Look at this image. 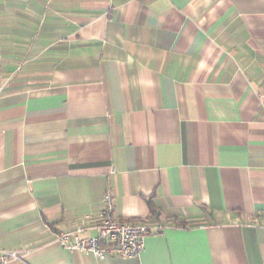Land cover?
I'll use <instances>...</instances> for the list:
<instances>
[{
  "label": "crops",
  "instance_id": "0c3cea01",
  "mask_svg": "<svg viewBox=\"0 0 264 264\" xmlns=\"http://www.w3.org/2000/svg\"><path fill=\"white\" fill-rule=\"evenodd\" d=\"M0 248L12 264H264V0H0ZM138 258L68 251L103 220Z\"/></svg>",
  "mask_w": 264,
  "mask_h": 264
},
{
  "label": "built area",
  "instance_id": "2783aa9c",
  "mask_svg": "<svg viewBox=\"0 0 264 264\" xmlns=\"http://www.w3.org/2000/svg\"><path fill=\"white\" fill-rule=\"evenodd\" d=\"M103 215L96 234L87 235L88 229L78 226L75 230L61 232L57 242L68 251L92 252L99 258H138L145 250L147 236L164 231L159 225L117 221L111 190L104 197ZM20 259V252L0 248V264H12Z\"/></svg>",
  "mask_w": 264,
  "mask_h": 264
},
{
  "label": "rangeland",
  "instance_id": "374dc122",
  "mask_svg": "<svg viewBox=\"0 0 264 264\" xmlns=\"http://www.w3.org/2000/svg\"><path fill=\"white\" fill-rule=\"evenodd\" d=\"M3 59H4V55L0 54V67H3V64H4ZM5 74H6V72L0 68V84H2V85L5 81V79L7 78V77H5Z\"/></svg>",
  "mask_w": 264,
  "mask_h": 264
}]
</instances>
